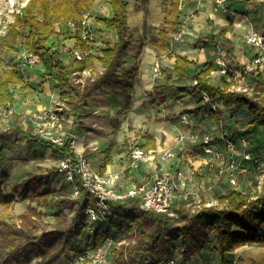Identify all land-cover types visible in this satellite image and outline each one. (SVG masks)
<instances>
[{
  "label": "trees",
  "instance_id": "16d2710c",
  "mask_svg": "<svg viewBox=\"0 0 264 264\" xmlns=\"http://www.w3.org/2000/svg\"><path fill=\"white\" fill-rule=\"evenodd\" d=\"M94 2L95 0H29L22 7V14L14 23H10L6 33L0 36V49L18 51L25 48L43 58L51 75V82L56 87H67L70 90V94L64 100L65 108L61 112L64 118L71 115L76 118L80 106L97 90L109 88L122 91L124 104L114 117V120L118 121L131 110L135 87L141 77V59L138 56L129 70L123 74L118 71V68L126 62L129 49L135 41L128 20L130 1L108 0L113 11L109 27L116 31L118 40L103 48L101 55L95 56L91 52L67 62L62 58V53L53 48L54 44H49L52 37L60 35L61 29H58L57 25L63 26L72 19L80 20L82 13L91 8ZM169 2L161 30L155 36L160 41L161 53L166 51V46L173 35L181 28V0H169ZM74 37L77 39L75 45L77 48L88 47L87 42L78 34L75 33ZM208 39L221 45L229 53L232 52L230 42L226 38L214 35ZM189 64L187 56L176 54L173 70L180 77H188L191 74L188 69ZM212 69L213 66L208 64L204 70L194 75L199 81L197 87L207 91L211 98L220 97L227 106H231L234 101H244L251 115L249 123L256 128L264 127L262 74L249 73L252 95L247 96L244 92L232 89L236 84L234 75H231L229 80L221 78L220 85L211 82ZM84 71L90 73L85 75ZM23 83L24 78L19 70L18 60L8 63L0 54V107L13 105L15 101L13 88ZM174 89L172 85H168L167 88L156 85L152 95L155 96V101L165 104L167 94ZM177 89L184 88L177 87ZM12 134L51 146L61 154L73 153L69 140L64 146H56L35 133L32 125L25 127L19 119L12 126L0 129V142L11 141ZM231 134L232 131L227 132L226 136ZM145 137L146 143L143 147L146 150L155 148V138L150 134H145ZM113 152L114 147L110 145L106 150V163L110 161ZM5 173L0 167V208L10 206L13 201L12 194L4 189V185L9 183V176ZM53 173L54 171L51 170L45 176L33 174L16 184L13 191L26 199L41 201L46 206L55 204L59 211V221L53 229L40 234L31 210L21 216L20 226L0 217V264H22L23 256L38 251V238L43 242L41 250L43 259L39 264H58L69 252H73L75 257L85 253L74 242V238L80 236L84 230V224L78 223V219L86 208L88 200H82L81 207L71 224L65 223L62 212L76 202L71 198L53 197L55 191L47 188L43 181ZM222 181H217L214 186ZM193 199L191 195L188 199H177L172 206V212L175 213L173 216L166 212L144 208L137 197L113 200L110 202L111 207L121 216V221L100 226L94 237L102 241L105 234H111L115 238L114 230L126 228L127 243H122L118 248L115 264H161L163 260L174 256L172 250L176 247H179L182 254L181 264H189L192 257L201 252L213 239L214 249L222 257L243 244L264 245V184L261 193L251 194L236 188H228L226 192H220L216 188L211 199L203 198L200 203L191 206ZM214 200L217 201L216 204L213 203Z\"/></svg>",
  "mask_w": 264,
  "mask_h": 264
},
{
  "label": "crops",
  "instance_id": "0c3cea01",
  "mask_svg": "<svg viewBox=\"0 0 264 264\" xmlns=\"http://www.w3.org/2000/svg\"><path fill=\"white\" fill-rule=\"evenodd\" d=\"M214 6L215 0H181L180 21L184 29L183 38L175 44L173 53L160 52L161 59L148 58L141 61L140 81L136 84L134 102L126 116L120 117L118 121L114 120L119 108L124 104V94L120 90L109 88L95 91L80 106L77 117L71 115L78 126L75 131L76 148L85 150L92 163L95 162L96 170L119 173L120 176L116 182L118 189L127 190L134 185L142 184L152 179L157 172L174 173L180 169L181 162L186 156L189 158L192 156L195 159L194 163L192 160L193 165L195 163L208 165V162L213 159L201 145L202 137L197 133L208 130L211 121L206 114V104L200 99V89L193 86L194 75L211 64L213 66L211 82H217L220 85L221 78L229 80L231 75H234L235 79L241 76L243 67L246 66V58L249 56L245 50L255 49L246 41V35L251 29H258L261 34H264V0H229L228 7L231 12L227 14L216 12ZM67 33L68 29L66 32L61 30L60 35L55 38L57 44L54 43V37L53 40L50 39L49 44H54L53 48L58 49L62 53V58L70 62L65 59L66 52H76L80 48L75 46L77 39L74 33L69 35ZM214 35L229 40L232 52L229 53L221 45L210 42L208 38ZM19 53L10 51V58L16 62ZM176 54L187 56L190 61L188 67L190 76L180 77L177 72H174ZM128 58L129 56L124 64L127 63ZM221 59L226 62L230 76L220 73ZM157 61L160 62L162 71L155 75L153 66ZM99 68L102 69L100 65ZM255 68L257 70H251V72L260 73L264 78V62ZM21 75L24 83L13 88L15 93L13 105L20 113L31 114L37 110L52 108L60 102L64 103L65 98L70 94L69 88L56 87L51 82V75L43 58L39 55H37V62L25 68ZM156 85L161 88L172 85L175 88L167 94L165 104L155 101V96L152 95ZM177 87L184 89L178 90ZM221 101L224 103L223 100ZM183 110L190 112V126L182 124L180 112ZM211 119L216 121V113H212ZM145 134L155 138V148L146 150L143 147L146 143ZM179 134H184L182 142L177 140ZM194 135L197 136L194 137ZM213 137L214 142L222 146V136ZM130 138L137 140L135 142ZM110 145H113L114 152L110 161L106 163V150ZM135 147L142 148L147 153L146 157L139 159L136 164L133 163L130 154V150ZM167 151L173 152V156L167 157L162 154ZM151 158H155L157 163L155 167L152 165ZM205 168L207 170L203 173L201 180L202 184L208 185L212 180L211 172L216 168L208 166ZM193 169L196 171L198 168ZM215 175L213 180L216 184L217 171ZM189 264H264V245L243 244L222 257L214 249V243H210L201 252L195 254Z\"/></svg>",
  "mask_w": 264,
  "mask_h": 264
},
{
  "label": "rangeland",
  "instance_id": "374dc122",
  "mask_svg": "<svg viewBox=\"0 0 264 264\" xmlns=\"http://www.w3.org/2000/svg\"><path fill=\"white\" fill-rule=\"evenodd\" d=\"M28 1L29 0H0V36L5 34L8 30V25L10 23H14L18 16L22 14V7L25 6ZM129 1L130 6L128 8V20L130 32L134 36L135 41L129 49V58L127 59V63L118 68V71L121 73L129 70L132 63L134 65L137 56L140 57L141 61H144L148 58L152 60L161 59L162 54L159 50L160 41H158L155 36L161 30L166 9L169 8L170 3L169 0ZM214 7L216 12H221L222 14L231 12L229 7L225 10L218 9L216 4ZM180 11L182 13L181 9ZM112 14L113 11L108 0H95L93 6L89 9H86L82 13V16L87 15L91 21V52L95 56L101 55L103 48L118 40L116 31L109 27V24L112 22ZM57 28H62L61 30H65V32L68 29V35L73 32L72 29L69 28L68 22L67 24H63V26L57 25ZM52 38L51 40H53ZM55 38L56 36H54V43H56ZM252 47L255 48L252 51L248 49L245 50L243 48L249 55L248 57L253 58L252 60H249L247 57L246 63L243 62L246 64L245 71L240 77L236 78V84L232 87L233 90L244 92V94L247 96L252 95V88L250 87L251 79L249 73L251 70L256 71L257 68L255 67L258 66L256 65L253 67L252 62L255 57H257L258 53L262 51L255 46ZM219 50L223 51L222 49ZM10 51L11 50L0 49V54L8 63L12 62V58H10L9 55ZM18 52H20V49ZM19 55L20 54H18V57ZM65 56L66 60L72 62L75 58L81 57V51L80 49H77L76 52L71 53L67 51ZM163 56L166 57L164 54ZM163 56L162 58H164ZM35 63L31 65H34ZM247 64L249 65L247 66ZM28 66H26V68ZM24 69L19 68L21 72ZM88 74L89 71L88 73H85V75ZM193 86L197 88V85L193 84ZM187 100L190 99L187 98ZM187 100L185 99V102H187ZM204 102L206 104V114L211 121V124L210 126L208 125V130L205 129L204 131L200 130L203 132H197L202 137V141L203 133L206 131L209 132L212 137L217 135H221L223 137L227 132L230 131H232L231 137H236L239 134H247L250 139L249 149L251 150L254 158H257L258 161L256 164H248L249 170L245 174L239 176V183L237 186H233L227 180H223L222 183L214 186L215 183L213 179H215L216 171L212 170V174L210 175L212 180L208 185L202 184V175L205 170H207L205 167H209V165H205L204 163H195L193 165L195 159L192 158V156L190 158L186 156V158L182 160L181 166L179 167L180 169L178 170H182L188 176L187 187L193 191L191 196L194 197V201L191 202V206H195L196 204L200 203L203 198L211 199L216 188L220 192H226L228 188H236L240 190L242 189L251 194L261 193L263 191L264 184V127L256 128L249 123L251 115L249 113L247 104L244 101H234L231 106H227L226 104L222 103L220 97L216 98V102L218 104L216 103L215 106L212 104V102ZM16 113L18 114L17 116ZM16 113L1 116L0 129H6L12 126L18 119L24 124L25 127L29 126V124L33 127L30 114H26L24 112L20 113L19 110H17ZM212 113H216V121L211 119ZM64 122L66 129L72 131L75 134L76 127L78 126H76L73 117H65ZM33 131L36 133L34 127ZM196 136L197 135H194V137ZM130 140H134L136 142L137 139L130 138ZM201 145H203V143ZM130 151L131 154L132 150ZM162 154L165 153L162 152ZM60 158L61 153L57 152L55 148L31 141L29 138L21 135L12 134L10 143L0 142V167L2 170H4V172H6L5 174L9 176V183L4 185V189L13 196V201L10 206H2L0 208V217H4L7 221L14 222L20 226L21 216L30 212L31 210L34 214L36 226L38 227V232L40 234H43L47 230L53 229V227L59 221V211L55 204L46 206L41 201L32 200L31 198L26 199L21 194L14 193L13 191V187L16 184L27 179L29 176L33 174L45 176L52 170L54 171L52 176L45 177L43 181L46 183L47 188L55 191L53 197L65 199L71 198L76 202L72 206L66 207L62 212L64 222L71 224L72 219L81 207L82 197L77 198L72 194L71 188L65 181L64 176L59 173L58 165ZM151 159L153 161L152 165L155 167V164H157L155 162V158ZM161 159L164 160L162 157ZM92 164L95 166L94 161ZM199 164L202 165L200 166ZM194 167H197L198 169L195 171L193 169ZM193 172H195V174H193ZM1 179H3V177ZM259 185L262 186L261 191L258 189ZM194 202L195 204H193ZM213 203L216 204L217 201L214 200ZM173 215H175V213ZM113 232L115 235V243L109 249L105 248L103 240L101 241L99 238H95L94 235L86 229L82 231L80 236L74 238V242L79 245L81 250L88 252V255L91 256H93V254L97 253L99 250L104 251L105 259L100 264H115L118 248L122 243H127L126 228L124 227L118 231L114 230ZM38 239V251L34 254H26L23 256L22 264H39V262L43 259L41 251L43 249V242L41 241V238ZM213 242H215L214 239L211 243ZM206 246H208V244H206ZM172 254L174 257L179 258V264H181L182 254L180 253L179 247L174 248L172 250ZM77 259L78 258L74 256L73 252H69L66 256L61 258L58 264H74L78 261ZM79 264L81 263L79 262Z\"/></svg>",
  "mask_w": 264,
  "mask_h": 264
},
{
  "label": "built area",
  "instance_id": "2783aa9c",
  "mask_svg": "<svg viewBox=\"0 0 264 264\" xmlns=\"http://www.w3.org/2000/svg\"><path fill=\"white\" fill-rule=\"evenodd\" d=\"M229 0H215L218 9H228ZM69 28L85 40L88 44L87 48L81 50V57L91 53L92 27L91 21L87 15L82 16L80 20L72 19L68 21ZM184 35V29L181 27L172 37L166 46L167 53H173L174 46ZM246 41L262 50L252 62V66L260 65L264 61V34L258 29H251L246 35ZM18 65L20 69L26 68L37 61V54L25 48L20 50ZM220 73L229 75L227 64L224 60H220ZM162 67L159 61L153 66L155 75L160 74ZM88 73V71H84ZM84 73V74H85ZM90 73V72H89ZM194 85L199 84L195 79ZM201 99L206 102H212L216 105V98H211L209 93L200 90ZM218 104V103H217ZM64 103L56 106L37 110L30 114L33 127L42 138L55 144L56 146H64L69 140L73 153H63L58 165V171L64 176L65 181L71 188L74 196L87 199L88 204L83 210L82 215L78 219V223L84 224V229L93 235L100 230V226L106 223H118L121 216L111 207L110 202L113 200H122L127 197H137L141 200L144 208L152 209L158 212H166L173 215L172 206L177 199H188L193 191L188 189V176L182 170H176L174 173L157 172L152 179L134 185L127 190H120L116 187L119 179V173L116 172H100L96 170L92 164L90 157L85 150L76 148V135L66 129L64 117L61 112L64 110ZM17 110L13 105L0 107V116L11 115ZM180 118L184 126H189L191 116L188 110L180 112ZM184 134H179L177 140L182 142ZM214 138L209 132L203 133V146L205 150L213 157L208 162L210 168H216L217 181L227 180L233 186L239 183V176L248 172L247 163L257 162L251 150L249 149L250 139L247 134H239L236 137H222V146L214 143ZM147 153L139 147L132 149L131 157L134 164L141 158L146 157ZM167 157L173 156V152H165ZM260 191L262 186L259 185ZM211 203H208V205ZM103 243L106 249H109L115 243V238L111 234H105ZM78 261L74 264H100L105 259V252L99 250L93 256L88 252L80 254ZM179 258L170 257L161 262V264H178Z\"/></svg>",
  "mask_w": 264,
  "mask_h": 264
},
{
  "label": "bare ground",
  "instance_id": "6f19581e",
  "mask_svg": "<svg viewBox=\"0 0 264 264\" xmlns=\"http://www.w3.org/2000/svg\"><path fill=\"white\" fill-rule=\"evenodd\" d=\"M78 146H80V144L78 143Z\"/></svg>",
  "mask_w": 264,
  "mask_h": 264
}]
</instances>
